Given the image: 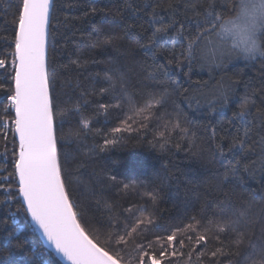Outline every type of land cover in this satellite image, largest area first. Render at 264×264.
I'll use <instances>...</instances> for the list:
<instances>
[{"label":"trees","instance_id":"16d2710c","mask_svg":"<svg viewBox=\"0 0 264 264\" xmlns=\"http://www.w3.org/2000/svg\"><path fill=\"white\" fill-rule=\"evenodd\" d=\"M19 2L0 0V59L6 61L0 68V108L9 107L15 86L10 65L18 31L14 5ZM156 2L54 0L48 70L61 174L73 209L88 235L101 242L110 235L130 241L143 236L145 244L152 242L146 250L158 251V237L176 233L184 247L175 244L178 255L162 264H261L264 116L241 120L233 113L246 94L264 113V61L237 55L220 66L194 67L189 74L176 64L186 65L187 53L181 55L175 32L171 40L161 36L146 46L153 25L159 26L151 15ZM238 4L230 0L225 5V19L235 15ZM182 12H176L178 20ZM160 16L165 25L172 19L170 12ZM185 24L193 27L192 21ZM221 88L232 89L223 102ZM13 120L14 110H0V122L7 125L0 127V181L15 180ZM245 120L255 124L247 148L229 151L232 138L244 135ZM107 140L115 143L106 145ZM12 191L9 198L0 190V241L18 229L15 235L28 255L0 251V264H35L32 257L62 264L42 243L14 183ZM201 235L206 240L196 244ZM115 247L120 251L121 246ZM218 248L223 254L213 256ZM121 255L136 264V244Z\"/></svg>","mask_w":264,"mask_h":264},{"label":"snow or ice","instance_id":"6c2138e0","mask_svg":"<svg viewBox=\"0 0 264 264\" xmlns=\"http://www.w3.org/2000/svg\"><path fill=\"white\" fill-rule=\"evenodd\" d=\"M229 3L230 0H180L179 3L177 0H166L165 3L157 0L152 6L151 15L159 26L153 25L152 35L148 37L146 46L155 45L161 36H168L171 40V33L175 32L181 39V55L187 53L184 55L187 64L180 61H176V64L178 67H187L189 74L194 67L211 64L220 66L237 55H245L250 59L260 57L264 61V0H239L235 15L225 19V5ZM14 7L13 23L18 28V34L14 36L15 49L10 66L13 68L12 79L15 86L9 107L0 110H14L12 128L19 140L18 152H14L12 175L15 180L0 181V190L6 191L11 198L12 183L15 184V195L22 197V206L26 205L24 211L31 214L32 221L42 231L49 244L70 264H132V261H125L121 255L130 243L136 244V264H162L170 256H177L175 244L178 243L183 248L184 240L177 241L176 233L158 237L161 247L158 251H149L146 249L152 248V242L145 244L143 236L130 241L119 235L113 240L110 235L101 242L99 237H90L85 231V227L77 218V212L73 209L69 192L66 191L57 147L56 105L50 93V74L46 62V45L51 13L54 12V0H20ZM181 8L183 20H178L175 14ZM165 11L172 13V19L167 25L160 16V13ZM185 21H192L193 27L188 29ZM224 35L228 36L227 40ZM213 36L218 39L212 40ZM184 41H187L186 45ZM174 47L173 45V49ZM5 65L6 61L0 59V68ZM176 91L178 93L179 89ZM220 92L223 102L230 98L232 89L221 88ZM233 114L241 120L248 116H252L254 120L257 114L264 116L247 94ZM245 123L247 127L244 135L238 134L232 138L228 145L229 151L233 148H247L249 133L255 124L247 120ZM6 126L0 122V127ZM83 126L87 128L88 122L85 121ZM175 127H179V124ZM114 131L121 132L122 129L116 128ZM261 141L264 142V136ZM105 143L113 144L115 140H107ZM216 147L223 151L221 145L217 144ZM145 223H151V220L141 221V224ZM24 226L30 227L27 223ZM187 227L191 228L192 225ZM16 230L18 229L7 234L9 239L0 241V251L6 250L8 255H12L19 250L28 255L24 241L15 235ZM133 232H136V229H133ZM125 234L128 235L127 232ZM188 239L191 242L192 238ZM205 240L206 237L201 235L195 243L200 244ZM168 245L172 247L169 248ZM115 246H121L120 251H117ZM211 254L217 256L223 254V250L218 248ZM187 255L191 260V252ZM261 255L264 256V250ZM32 259L35 264H45L43 258ZM261 264H264V260Z\"/></svg>","mask_w":264,"mask_h":264},{"label":"water","instance_id":"95a60500","mask_svg":"<svg viewBox=\"0 0 264 264\" xmlns=\"http://www.w3.org/2000/svg\"><path fill=\"white\" fill-rule=\"evenodd\" d=\"M51 16H52V13H51ZM50 24H51V19H50ZM49 32H50V26H49ZM17 34H18V31H17ZM48 46H49V36H48V41H47V45H46V62H47V66H48ZM51 93V91H50ZM16 138H17V141L19 140V137L18 135H16ZM21 200H22V197H21ZM25 209H26V205H24ZM30 219H31V214L28 213ZM31 222L34 226V228L36 229L38 235L40 236L41 240H42V243L44 244V246L50 250L54 256L62 263V264H70V262L65 258L63 257L62 254H59L55 251L54 247H52L49 242L47 241L46 237L43 235L42 231L39 229V227L35 224L34 221H32L31 219Z\"/></svg>","mask_w":264,"mask_h":264}]
</instances>
